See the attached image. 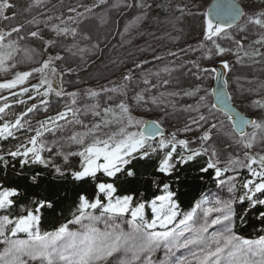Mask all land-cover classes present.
Returning <instances> with one entry per match:
<instances>
[{"label":"snow or ice","instance_id":"6c2138e0","mask_svg":"<svg viewBox=\"0 0 264 264\" xmlns=\"http://www.w3.org/2000/svg\"><path fill=\"white\" fill-rule=\"evenodd\" d=\"M42 3L43 0H35L29 5V10ZM101 5L136 10L133 21L119 33L121 36L128 35L130 29L145 20L154 7H160L153 5L150 0H123L122 4L98 0L97 4L85 7L84 12L69 8L70 12L76 13L75 17L69 19L77 27H69L61 20L63 27L53 25L50 28L56 37H72V44L63 47V53L76 56L98 49L99 41L93 43L91 35L79 31V25L92 19L94 9ZM14 8L12 0H0V19H15V12L12 16L7 15ZM177 10L181 13L184 11L183 8ZM244 15L240 8L228 3L212 5L203 14L204 40L211 42V46L202 53L203 59L232 52V49L221 46L215 38L233 39L226 33L225 26L231 28ZM29 23L35 25L38 21ZM248 23L264 29V0L258 14L250 16ZM45 24L47 26V22ZM23 27L18 25L7 31L0 30V74L12 76L0 82V92L8 91L19 104H26L25 100L20 99L24 96L31 101L39 99V104L34 102L26 107V111L17 115L14 121L5 120L9 114L6 110H10L11 105L8 96L0 97L4 101L0 106V120H3L0 123V141L9 138L19 140L17 133H27L14 149L0 155V163L6 167L7 156L18 161L21 169L39 166L48 170L57 180L67 181L70 177L73 184L91 180L95 182L96 195L89 199L86 194L78 193V202L71 218L52 231H41V213L46 210L55 213L61 204L55 187H51L43 198L31 201V206H21L19 212L14 214L21 193L15 187L0 184V246H3L0 264H264V235L255 239L243 238L233 227L237 203L247 202L248 205L239 217L242 224L247 213L253 209H261L256 219L264 222V123L228 115L232 122L231 139L237 154L228 153L227 159L222 160V152L214 147V134L222 131L223 122L219 126L212 122L220 109L216 102L207 100V96L221 98L215 90L209 93L196 85L190 89L181 88L180 91L159 92L160 88L171 83L169 79L161 77L160 71L171 77L177 69L165 65L160 71L152 72L144 67L151 61L144 59L134 63L123 75V81L127 83L102 87L99 91L90 89L81 100L78 92L65 90V77L74 75L75 71L67 66V56L55 51L58 41H44L41 31H31L26 37L21 35ZM245 30L240 29L241 32ZM29 38L44 43L43 53H49L47 58L35 48L21 46L20 41ZM81 41L88 42L89 46L81 47ZM235 43L238 52L242 45L240 41ZM253 43L264 47V36ZM200 47L205 48L206 45L201 43ZM261 47L244 55L250 59H264ZM196 50L199 49H193ZM21 52L24 54L22 57L19 56ZM168 55L177 56V53L169 52ZM161 59L160 56H153V60ZM191 63L197 70L192 73L196 80L203 79L202 73L214 71L201 68L194 61ZM222 65L224 69L230 68L227 60H223ZM136 70H139V75ZM153 78L155 83L152 82ZM32 80L37 82L32 83ZM133 84L136 87L143 84L145 87L129 97V85ZM153 89H157L158 95L152 94ZM202 91L204 95H200ZM53 95L56 98L69 97L70 100L64 103L63 109H57L55 114L38 120L37 127L30 126L29 114H38L41 108L47 113ZM116 96H122L123 99L119 103H110ZM172 97L196 100L195 104H187L180 109L196 115L191 116L184 128L178 130L181 134L199 133L195 139L178 138L177 132L166 135L159 120L147 122L134 118L132 106L128 103L131 99L137 106L164 105L165 109L171 107L175 111L176 104L170 99ZM231 99L229 96L228 100ZM101 100L107 106H103ZM255 103L264 109V102ZM224 107L227 114L226 102ZM202 108L207 111H202ZM165 115H168L166 111ZM89 116L93 118L91 126L82 119ZM69 126L73 129L79 126L83 130L72 131L70 135L64 136ZM113 126H118L116 131H104ZM248 126L253 129L251 133L244 131ZM49 135L53 139L49 140ZM257 147L261 150L254 151ZM153 154H162L156 171L165 176H171L180 167L198 158L207 157L205 166L199 171L207 173L212 170L213 178L218 185L227 188L230 198L204 199L191 211L181 213L173 199L176 193L169 190L168 184L163 185L165 194L155 197L150 203L136 202L133 195H116L115 180L120 176L135 178L136 172L130 165L137 159H150ZM73 158H78V168ZM243 170L247 171L249 178H245L238 187ZM228 173L234 174L222 179ZM98 174L109 178V182H99ZM41 175L40 172L32 174L31 184L39 185ZM146 207H150L153 213L150 221L145 219ZM216 226H219L218 230L210 233L209 229ZM161 252L163 256L158 258L157 254Z\"/></svg>","mask_w":264,"mask_h":264},{"label":"rangeland","instance_id":"374dc122","mask_svg":"<svg viewBox=\"0 0 264 264\" xmlns=\"http://www.w3.org/2000/svg\"><path fill=\"white\" fill-rule=\"evenodd\" d=\"M211 1L213 0H150L153 5H160V7H154L147 18L139 23L137 27L131 28L129 34L126 36H121L119 33H122L125 26L133 21L137 14L136 10L109 8L108 5H101L94 9L92 19H88L79 25V31L81 33L87 32L91 35L93 43L99 41V47L94 52H85L76 56L62 52L63 47L72 44V37L69 36L66 39L64 37H56L55 33L50 31V28L53 25L63 27L64 25L60 24L61 20L69 27H77V24L69 19V17H75L76 13L70 12L69 8H76L77 11L84 12L85 7L97 4L98 0H43L41 6L32 7L30 10L29 5L33 4L35 0H12L15 8L10 10L7 15L12 16L13 12H15V19H0V30L7 31L12 27L23 25L21 35L27 37L31 31H41L44 41L57 40L55 51L66 55L67 66L73 68L75 71L74 75L65 77V90L68 92H78L81 100L84 99L85 93L90 89L99 91L102 87H115L121 83H127L123 81V75L126 74L129 68L133 67L134 63L144 59L151 61L144 67L152 72L160 71L165 65L177 69V71L172 73L171 77L167 73L160 71L161 77L169 79L171 83L164 88H160L159 92L180 91L181 88L190 89L196 85H200L203 90H207L209 93L213 92L217 67L220 66L223 69L224 82L229 96L232 97L231 101L233 105L244 113L245 116L264 123V109L259 108L255 103V101L264 102V59L259 57L250 59L244 55L245 52L252 53L257 47H261L253 42L264 36V29L258 25L249 24L248 18L258 14L262 0H238L245 15L242 16V20L238 24L231 28L225 27L226 33L233 37V39L226 37L215 38L221 46L230 48L232 52H236L237 54L233 55L230 52L222 56L214 55L211 59H203L202 53L206 52L208 46H211L210 41L204 40L203 29V14L207 12ZM108 2L109 4L117 2L122 4L123 0H108ZM179 8L184 9L183 13L177 10ZM163 10H166L165 15L160 14ZM49 17H52V19L49 20ZM32 20H36L38 23L35 25L29 23ZM45 22H47V26ZM241 28H245L246 30L241 32ZM235 41H240L242 45L238 52ZM201 43H204L206 47L201 48ZM20 44L22 47L26 46L37 49L38 52L43 54L44 58H47L49 54L43 53L44 43L39 39L29 38L20 41ZM80 46L88 47L89 44L86 41H81ZM141 49L144 51H141ZM193 49L199 50L193 51ZM261 51H264V47H261ZM169 52H175L177 56H170L168 55ZM23 55V52L19 54L20 57ZM81 55L83 56V60L81 59ZM153 56H160L162 59L153 60ZM223 60L229 61V69L223 68ZM254 60H259L260 62L257 63ZM192 61L199 64L201 68L206 67L210 70L214 69V71L202 73L203 79L196 80L195 75L192 73H195L197 70L193 67ZM57 63L60 64V62ZM189 69H191V72H189ZM136 71L137 75H139V70ZM10 78H12L11 74H0V82ZM177 80H179V84H177ZM67 81H71V83H67ZM31 82L36 83L37 81L32 80ZM152 82H156L155 78H153ZM129 87L131 89L129 97H131L134 92H139L145 86L141 84L139 87H136L133 84L129 85ZM152 94L158 95L157 89H153ZM204 94V91L200 93V95ZM3 96L9 97L8 103L11 105L10 110H6L9 114L4 118L5 120L14 121L17 115L26 111V107H30L34 102L39 104V99L31 101L27 99V96L20 98L25 100L26 104H19L15 98L10 96L8 91L0 92V97ZM121 99H123L122 96H116L114 101L110 103H119ZM170 99L176 104L177 110L174 111L171 107L165 109L164 105L159 107L151 104L137 106L131 99L128 100V103L132 106L131 110L134 118L147 122L159 120L166 135L177 132L178 138L195 139L199 133L189 132L181 134L178 130L183 129L184 125L189 122L190 117L196 115L195 113L184 112L180 109L187 104H195L196 100L187 97H172ZM69 100V97L56 98L53 95L47 113L41 108L38 114H29L30 126L37 127L38 120L45 119L46 115L55 114L57 109H63L64 103ZM207 100L213 102V96H207ZM100 102L103 106H107L104 105L103 100ZM3 103V99H0V106ZM201 110L207 111L204 108ZM165 111L168 115H165ZM82 119L89 126L93 123L91 116L83 117ZM2 122L3 120H0V123ZM212 122L217 123L218 126L223 122L222 131L214 134V147L222 152L221 159L226 160L228 153L236 155L237 149L231 139L232 122L229 121L228 116L219 110L216 112V118ZM117 127L113 126L104 131H116ZM82 130L79 126L74 129L72 126H69L63 135L67 136L72 131ZM252 131L251 126L245 129V133H251ZM25 135L27 133L19 132L17 133L19 140L9 138L12 142L8 143L9 145L7 144L6 149L2 145L3 142L0 141V155L6 154L9 149H14L17 143L23 141ZM58 135L61 134L58 133ZM51 139L53 137L49 135V140ZM159 139L160 137L157 138V140ZM230 144L232 147H227ZM177 147L179 150V146ZM260 150V147L254 149V151ZM240 154L242 157V153ZM229 174L233 175L234 173ZM223 178L227 179L226 176ZM230 196L231 194L228 193L225 186L218 185L217 189L204 195L200 202L204 199L215 200L219 198L226 200ZM149 210L151 212L150 221L153 213L150 207ZM218 228L219 226L211 228L209 232L216 231ZM162 256V252L157 254L158 258Z\"/></svg>","mask_w":264,"mask_h":264},{"label":"trees","instance_id":"16d2710c","mask_svg":"<svg viewBox=\"0 0 264 264\" xmlns=\"http://www.w3.org/2000/svg\"><path fill=\"white\" fill-rule=\"evenodd\" d=\"M165 12L166 10H163L160 14L165 15ZM187 22L189 23V21ZM2 142V145L6 149L7 144L12 141L9 139ZM161 158L162 154H153L150 159L134 160L130 167H133L136 172L135 178L128 179L125 176H120L116 179V195L121 197L133 195L136 202L143 201L150 203L155 197L165 193L163 185L168 184L170 186L169 190L176 193L173 199L177 202L180 212L184 213L195 207L208 192L217 189L218 182L213 178L214 172L212 170H209L207 173L199 171L201 167L205 166L207 157L198 158L180 167L171 176H165L156 171ZM6 159L8 161L6 167L3 163H0V184L4 187H15L21 193L17 199V207L14 214L19 212L21 206H31V201L43 198L53 186L59 193L61 204L57 211L53 213L50 210H46L41 213V231H52L59 227L61 223L71 218V214L75 211V206L78 202V193L86 194L89 199L94 198L96 195L95 182L91 180L86 183L73 184L70 177L67 181L57 180L49 174L48 170L42 167L32 166L21 169L18 161H14L7 156ZM73 159L77 161L75 166L78 168V158ZM35 172L42 174L39 185H33L30 182V177ZM228 175L230 174H225L226 178ZM98 178L99 182H109V178L102 174H98ZM245 178L249 177L247 171L243 170L239 176L238 187ZM247 207V202L235 205L236 219L234 220L233 227L235 232L241 237L255 239L260 235H264V231H261V229H264V222L256 219L261 209L249 211L245 217V222L242 224L239 217L243 215L244 209ZM145 218L147 220L151 218L149 207L145 208ZM0 250H2V246H0Z\"/></svg>","mask_w":264,"mask_h":264},{"label":"water","instance_id":"95a60500","mask_svg":"<svg viewBox=\"0 0 264 264\" xmlns=\"http://www.w3.org/2000/svg\"><path fill=\"white\" fill-rule=\"evenodd\" d=\"M218 3L232 4L235 7L240 8V10L244 12V10H243L242 6L240 5V3L238 2V0H213L209 4L207 12L210 10V7L212 5H215V4H218ZM241 20H242V17H239L234 22L233 26L238 24ZM225 27L228 28L227 26H225ZM213 90H215L217 95L221 97L220 99H217L216 96H213V102H216L218 104V107H219L220 111H222L224 114L226 113V110H225V107H224L225 102H226L227 103V114H226L227 116L228 115L240 116V117H243L244 119L252 120L251 118L245 116V114L242 113L238 108H236L233 105L231 100H228L229 94H228V91H227L226 84L224 82V72H223V69L220 66L217 67L216 80H215V84H214ZM149 122H151V121H149ZM245 129H246V127H245ZM245 129H244V131H245Z\"/></svg>","mask_w":264,"mask_h":264}]
</instances>
